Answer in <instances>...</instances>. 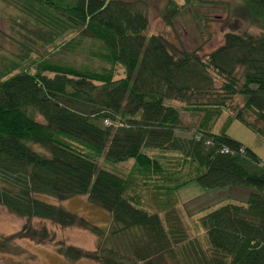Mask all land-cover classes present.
Listing matches in <instances>:
<instances>
[{
	"label": "trees",
	"instance_id": "1",
	"mask_svg": "<svg viewBox=\"0 0 264 264\" xmlns=\"http://www.w3.org/2000/svg\"><path fill=\"white\" fill-rule=\"evenodd\" d=\"M240 1L261 33H227L199 56L160 35L147 39L142 1L13 0L23 32L16 54L0 53V207L27 222L85 231L96 243L94 251L67 246L28 223L0 237V253L26 239L54 244L70 263L264 264V163L226 134L238 122L264 140V0ZM179 10L167 0V24ZM82 42L90 48L78 64L30 57L37 44L75 53ZM181 113L200 116L189 138L178 135ZM100 161L132 165L123 178ZM138 184L163 197L191 184L251 192L244 204L201 217L199 239L173 214L144 210ZM43 196L87 197L110 224L95 226Z\"/></svg>",
	"mask_w": 264,
	"mask_h": 264
},
{
	"label": "rangeland",
	"instance_id": "2",
	"mask_svg": "<svg viewBox=\"0 0 264 264\" xmlns=\"http://www.w3.org/2000/svg\"><path fill=\"white\" fill-rule=\"evenodd\" d=\"M124 2L142 1L147 8L146 15L149 28L146 32L147 39L152 35L162 36L175 50L188 52L197 51L199 56H207L223 44L227 33H248L258 35L261 33L259 22L251 17L240 0H173L177 5L178 16L167 24L165 6L167 0H120ZM211 3V4H206ZM23 17L13 4V0H0V53L10 56L17 53L20 41V25ZM70 36L63 37L56 43L57 46L68 41ZM80 49L75 53H57L51 46L37 44L30 57L33 60L39 57H49L53 62L78 64L84 60L88 42H82ZM97 65V64H95ZM117 78L122 76V71L115 68ZM240 105L241 102L237 100ZM177 106L178 104L172 103ZM181 132L179 136L191 137L199 123L200 116L180 114ZM228 115L224 113L217 121L213 132L223 126ZM37 121H41L37 118ZM226 134L233 140L253 151L264 163V140L248 130L238 122H232L226 129ZM43 153V150H39ZM99 162V168H107L111 172L125 177L129 172L132 162L117 166L105 167ZM142 208L149 213H156L162 217L166 213L173 214L189 238H201L202 231L198 227V220L227 204H244L251 190L244 188H223L203 190L196 184L179 190L170 197L157 195L151 190L143 189L139 184ZM43 202L82 217L91 224L106 228L110 224L107 213L91 205L87 197H76L65 202H58L50 197H39ZM30 224L32 228L45 227L54 237V242H63L85 251H94L96 240L89 233L75 228L60 229L48 222L17 219L0 207V237H7L18 233L22 226ZM0 264H96L91 261L81 260L75 263L67 262L60 256L54 244H37L26 239L14 241L5 252L0 253Z\"/></svg>",
	"mask_w": 264,
	"mask_h": 264
},
{
	"label": "built area",
	"instance_id": "3",
	"mask_svg": "<svg viewBox=\"0 0 264 264\" xmlns=\"http://www.w3.org/2000/svg\"><path fill=\"white\" fill-rule=\"evenodd\" d=\"M223 152L227 153V151H226V150H224Z\"/></svg>",
	"mask_w": 264,
	"mask_h": 264
},
{
	"label": "crops",
	"instance_id": "4",
	"mask_svg": "<svg viewBox=\"0 0 264 264\" xmlns=\"http://www.w3.org/2000/svg\"><path fill=\"white\" fill-rule=\"evenodd\" d=\"M182 121V120H181ZM247 148V147H246Z\"/></svg>",
	"mask_w": 264,
	"mask_h": 264
}]
</instances>
